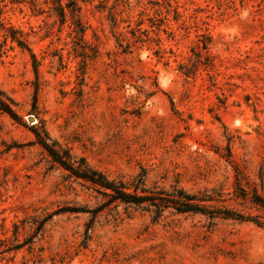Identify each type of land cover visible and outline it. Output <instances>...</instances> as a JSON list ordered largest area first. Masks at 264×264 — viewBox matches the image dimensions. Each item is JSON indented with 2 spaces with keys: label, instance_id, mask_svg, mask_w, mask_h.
Wrapping results in <instances>:
<instances>
[{
  "label": "rangeland",
  "instance_id": "rangeland-1",
  "mask_svg": "<svg viewBox=\"0 0 264 264\" xmlns=\"http://www.w3.org/2000/svg\"><path fill=\"white\" fill-rule=\"evenodd\" d=\"M0 0V264H264V229L107 201L36 142L131 191L264 197V0ZM79 24L77 25V23Z\"/></svg>",
  "mask_w": 264,
  "mask_h": 264
},
{
  "label": "trees",
  "instance_id": "trees-1",
  "mask_svg": "<svg viewBox=\"0 0 264 264\" xmlns=\"http://www.w3.org/2000/svg\"><path fill=\"white\" fill-rule=\"evenodd\" d=\"M51 1L53 10L61 17V19H64L65 9L64 5L61 4V0ZM65 7H68L72 14L78 12V7L72 0H68ZM78 24L79 22L77 25ZM0 110L7 113L13 119H20L19 115L12 108L10 102H7L3 98V93L1 91ZM34 133L36 142L47 151L54 162L68 170L76 179H81L90 183L97 191L101 192L107 198L109 203L121 202L126 205L153 212L154 216H159L163 210H171L172 212L179 214L200 213L208 215L210 218L220 216L222 218H230L240 221H251L264 229V197L255 189L248 191L245 188L238 186L234 190V195L237 198L249 200L251 204L261 211V214L259 215H244L231 208L215 206L210 203L218 201L216 200L217 198H214L207 192L191 193L177 185L173 186L171 191H148L144 186H141L140 192H138V187L142 185L141 178H139L138 183L134 185V188L130 191L122 181L115 182L114 180H109L101 172L88 167L82 159L76 162H71L68 153H60L58 150L52 148L39 132L35 130Z\"/></svg>",
  "mask_w": 264,
  "mask_h": 264
}]
</instances>
